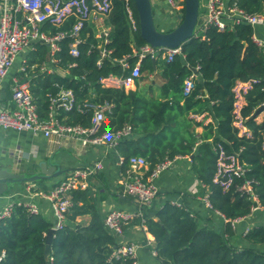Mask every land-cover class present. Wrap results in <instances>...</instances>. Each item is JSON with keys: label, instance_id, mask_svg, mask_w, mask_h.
Masks as SVG:
<instances>
[{"label": "trees", "instance_id": "obj_1", "mask_svg": "<svg viewBox=\"0 0 264 264\" xmlns=\"http://www.w3.org/2000/svg\"><path fill=\"white\" fill-rule=\"evenodd\" d=\"M231 1L248 12L264 13V0ZM132 2L138 29L131 27L123 2L115 0L105 18V24L110 27L107 47L112 52L101 65L97 63L100 39L95 26L87 21L81 30L80 55L71 54V37L62 39L54 66L64 73H44L37 67L30 89L43 114L49 109V94L62 88L71 89L79 100L113 103L104 128L132 127V135L121 139L117 145L124 158L123 171L129 168L132 156L145 157L149 163L148 172L165 158L191 157L192 170L201 182L199 194L207 195L212 208L227 218L225 233L231 235L232 220L249 215L253 204L237 189L238 185L246 179H255L253 187L264 208V119L258 123L254 117L256 111L264 107V48L253 41L255 29L250 25L240 24L224 31L210 27L204 35H194L186 41L181 46L182 52L171 62L162 56L155 62L150 56L145 57L141 66L143 75L137 83L147 81L146 87L130 90L102 87L101 76L125 73L120 59L127 57L133 67L138 60L136 49L147 44L141 36L138 11L134 0ZM76 20L73 15L61 25L46 23L44 27L54 34L69 30ZM35 48L33 59L29 61L31 65L49 61L50 51L45 43L37 42ZM197 67L195 88L190 95H185V80ZM156 73L161 78L158 98L148 96L155 91L149 76ZM251 79L257 81L245 93L246 103L241 111L245 124L252 131V135L247 136L240 134L239 127L234 124V88L238 81ZM205 110L217 119L216 127L203 125L192 116ZM61 117L67 123L89 125L92 113L61 109ZM200 125L204 127L199 136L202 141L194 150L195 129ZM221 147L228 154L238 153V161L247 168L244 176L233 175L229 188L215 181ZM87 212H92L88 225L72 224ZM67 220L65 227L54 233L50 254L46 256V236L54 225L42 213L31 212L23 202H14L11 215L0 217V264H133L131 259L112 257L119 245L118 236L105 226L87 191L76 189L73 192V205L67 212ZM139 221L153 236L156 258L161 264H264L263 251L233 246L224 233L201 226L183 205L166 202L157 211L156 218H139ZM245 237L252 243H264V227L251 229Z\"/></svg>", "mask_w": 264, "mask_h": 264}, {"label": "built area", "instance_id": "obj_2", "mask_svg": "<svg viewBox=\"0 0 264 264\" xmlns=\"http://www.w3.org/2000/svg\"><path fill=\"white\" fill-rule=\"evenodd\" d=\"M115 0H0V127L17 131H32L41 133L46 137L58 136L61 138H73L81 141L84 145H100L104 143L116 147L120 140L131 134L132 127L127 125L121 129L111 130L104 128V121L108 114L112 112L114 104L105 101L98 102L91 99L79 100L71 89H60L56 93L49 94V109L46 114L37 102L36 97L30 89V81L39 67L40 72L52 73L57 71L54 64L58 62L55 54L61 49L60 41L66 37H71V54L75 57L80 55L79 45L82 43L81 30L85 23L90 21L93 15H98L101 19L100 30L97 36L100 39V58L98 65H101L104 58L109 57L112 50L107 47L110 42V27L105 24V18L110 13ZM123 2L131 27L138 29L132 0H118ZM154 0H152L153 3ZM169 7L171 14L181 21L185 0H162ZM76 16L75 24L67 31H59L54 34L44 30L46 23L53 25L63 24L70 16ZM246 24L255 29L253 41L261 48H264V38L257 33V27L264 26V13H251L241 8L239 4L231 0H205L204 12L199 15L195 35H204L210 27L218 30H233L237 25ZM35 42L45 43L49 47L50 59L45 60L40 65L30 64L29 58H24L19 67L22 78L14 79L12 101L4 103L1 95L3 91V81L13 68L19 54L25 49L35 50ZM181 47L167 48L155 47L146 44L136 49L135 55L138 57L136 65L131 67L127 57L120 59L124 71L123 74L110 73L103 75L99 79L102 87L115 89H131L137 84V80L142 75L141 66L145 57L150 56L157 60L162 56L168 62L180 54ZM72 66L75 63L71 64ZM197 70L198 67L196 68ZM198 74L194 72L185 80L184 94L190 95L196 85ZM257 80L238 81L234 91L236 94L234 109V124L239 127L240 134L252 135V131L245 124V117L242 115V107L246 103L245 93ZM61 109L73 110L86 113L91 112V123L89 125L71 124L65 122L61 117ZM260 109V108H259ZM203 125H217V119L212 116L209 110H205L192 115ZM255 120L260 123L264 119V109L254 114ZM198 137L194 145V150L201 143ZM264 148V134L263 144ZM238 153L228 154L221 147L218 157V169L215 181H221L225 188L233 182V175L244 176L247 168L244 163L238 161ZM178 156L174 159L165 158L157 163L152 171H149V163L143 156H132L129 158L130 166L123 172V184L127 193L136 198L142 205L153 203L159 193V188L154 182L163 171L173 166ZM124 162V158H121ZM102 168L100 162L85 169H76L59 180L53 188L45 192L38 191V194L50 200L54 207L55 224L54 227L62 229L67 224V212L73 205V192L79 187L85 186L87 180ZM255 179H246L237 189L246 194L252 200L251 213L262 209L259 195L253 184ZM31 190V189H30ZM207 205L211 206L208 196L201 197ZM22 203V202H21ZM33 213H39V207L32 202H23ZM13 204V203H12ZM12 204L0 208V217L10 216ZM172 204L182 206L179 201ZM140 213L114 209L105 218V226L117 236L124 233L125 227L131 223ZM242 217L232 220L234 224ZM145 230L147 227L143 224ZM250 230L246 229L245 234ZM147 244L151 247L152 254L156 256L154 248V238L148 239ZM138 244L136 242L123 241L113 251L112 257L115 259H131L133 264H140L138 261Z\"/></svg>", "mask_w": 264, "mask_h": 264}, {"label": "crops", "instance_id": "obj_3", "mask_svg": "<svg viewBox=\"0 0 264 264\" xmlns=\"http://www.w3.org/2000/svg\"><path fill=\"white\" fill-rule=\"evenodd\" d=\"M153 8L155 21L161 30L178 25V20L171 14L165 1L154 0ZM89 22L95 26L96 31L100 30L101 19L98 15H93ZM257 33L264 38V26L257 27ZM35 50L25 49L18 55L13 68L3 81L1 98L4 103L12 101L14 79L16 77L22 78V74L19 72L22 60L24 58H29V61L32 60L31 56ZM57 72L64 73L59 69ZM149 79L153 81L155 91L151 94L148 93V96L160 97L159 86L161 85V78L156 73L151 74ZM10 84L9 91L8 86ZM148 84L147 81L140 82V84L138 82L131 89H136L138 86L144 88ZM203 131L204 127L202 125L196 127L195 134L197 138ZM131 135L132 133L125 138ZM121 158L122 156L119 154L117 146L112 147L108 143L84 145L81 141L73 138L46 137L41 133L32 131H17L0 127V168L21 172L19 168L22 165L31 164L35 159H38V163L45 160L55 165H60L62 169H67L68 171L58 177L45 179L42 181L44 185L41 187L29 184L30 182H26L27 185L23 184L25 182L12 184L9 190L0 196V208L16 201L32 202L37 204L40 213L54 225V207L50 200L39 195L38 191L44 190L47 192L70 172L76 169H85L96 162H100L102 168L87 180L88 183L85 186L79 187L78 190L88 192L93 207H95L103 220L114 209L140 213L125 227L123 235L118 236V242L130 241L138 244L137 255L140 264H161V262L152 254L151 247H149L147 241L153 236L144 229L143 223L139 221V218H156L157 211L166 202L172 203L174 201H179V203L188 208L201 226H209L224 233L233 246L237 248L250 247L264 252V243H252L245 237L246 229L264 227V208L240 218L234 224L231 223L233 232L231 235L226 234L227 218L207 205L201 198L202 195L199 194L201 182L192 170L191 157L184 156L176 159L172 167L163 171L154 179L159 188V193L150 205H142L125 190ZM91 220L92 212H87L78 216L72 224L88 225Z\"/></svg>", "mask_w": 264, "mask_h": 264}, {"label": "water", "instance_id": "obj_4", "mask_svg": "<svg viewBox=\"0 0 264 264\" xmlns=\"http://www.w3.org/2000/svg\"><path fill=\"white\" fill-rule=\"evenodd\" d=\"M138 15L139 27L142 38L155 47L179 48L186 41L190 40L196 31L200 15L201 0H185V11L181 21L172 30H161L155 21V12L152 0H134ZM156 60H154L155 62ZM199 74V70L193 69ZM264 107L257 110L259 113ZM39 171L13 172L0 168V196L5 194L14 183L34 182L45 179H52L65 174L67 169H62L60 165L42 160L38 163ZM55 228H51L46 236L45 255L51 251Z\"/></svg>", "mask_w": 264, "mask_h": 264}, {"label": "rangeland", "instance_id": "obj_5", "mask_svg": "<svg viewBox=\"0 0 264 264\" xmlns=\"http://www.w3.org/2000/svg\"><path fill=\"white\" fill-rule=\"evenodd\" d=\"M204 3H205V0H201L200 14H202V13L204 12ZM156 24H157V23H156ZM157 27H158V26H157ZM158 28H159V27H158ZM154 78H155V76H154ZM38 161H39L38 159H35L34 162L31 163V164L22 165V167L19 168V170H20L21 172H26V171H28V170H34V171L38 172V171H39ZM23 184L27 185L26 182L23 183ZM29 184H32V185H35V186H39V187H41V186L44 185V183H43L42 181L30 182ZM33 187H34V186H33Z\"/></svg>", "mask_w": 264, "mask_h": 264}, {"label": "flooded vegetation", "instance_id": "obj_6", "mask_svg": "<svg viewBox=\"0 0 264 264\" xmlns=\"http://www.w3.org/2000/svg\"><path fill=\"white\" fill-rule=\"evenodd\" d=\"M28 171H32V170H28ZM28 171H27V172H28Z\"/></svg>", "mask_w": 264, "mask_h": 264}]
</instances>
